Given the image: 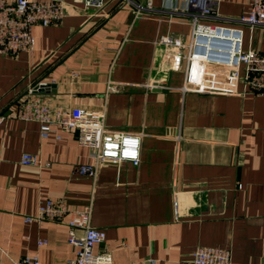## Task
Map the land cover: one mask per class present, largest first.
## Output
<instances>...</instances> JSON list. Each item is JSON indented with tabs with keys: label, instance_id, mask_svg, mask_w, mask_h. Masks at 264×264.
<instances>
[{
	"label": "crops",
	"instance_id": "crops-1",
	"mask_svg": "<svg viewBox=\"0 0 264 264\" xmlns=\"http://www.w3.org/2000/svg\"><path fill=\"white\" fill-rule=\"evenodd\" d=\"M198 2L227 16L251 8V0ZM33 34V52L0 57V264L76 256L67 216L26 221L48 199L90 207L92 226L106 232L95 250L114 264H185L199 246L229 248L232 264H264V96L224 66L189 61L188 18L137 17L121 0L88 8L69 0L60 24ZM244 46L264 52V29L245 27ZM41 83L52 86L30 92ZM29 97L57 110H102L109 129L141 134V163L105 161L96 176L80 173L94 163L92 149L75 129L54 126L60 139L43 138L39 122L17 115ZM24 152L49 165L21 164Z\"/></svg>",
	"mask_w": 264,
	"mask_h": 264
},
{
	"label": "built area",
	"instance_id": "built-area-1",
	"mask_svg": "<svg viewBox=\"0 0 264 264\" xmlns=\"http://www.w3.org/2000/svg\"><path fill=\"white\" fill-rule=\"evenodd\" d=\"M84 3L86 8L102 6L104 0H73ZM69 0H0V57L16 55L21 52H33L36 38L33 28L58 25L67 15ZM123 6H129L137 17L146 14L169 13L171 17H186L192 26V43L189 61H200L226 67L236 80L244 82L249 91L264 96V52L244 46V28L264 29V0H251L250 11L240 16L221 14L214 5H201L198 0H187L183 9L177 7L158 8L152 0H121ZM208 39L214 47L208 50ZM172 43L169 36L161 39ZM178 65L180 59H177ZM38 84L30 92L41 90ZM19 118L34 120L40 124L43 138L59 133L54 126L63 131L75 129L80 145L92 149L90 156L94 163L79 165L82 174L96 176L98 164L105 161H130L135 166L141 163L142 136L138 133L120 132L109 129L104 122V112L100 109L86 110L76 107L70 110H57L38 97H29L23 101L17 111ZM3 117L0 116V124ZM21 164L48 166L36 154L24 152ZM175 208L177 209V192ZM68 217L65 220V217ZM65 220L68 226V240L77 248L76 256L66 264H114L108 251H96L95 247L106 239V232L91 224V208L82 210L69 208L62 200L48 199L42 202L33 216L26 221ZM81 234H78V231ZM13 264H45L37 255H26ZM185 264H232L229 248L217 246H199L192 259Z\"/></svg>",
	"mask_w": 264,
	"mask_h": 264
},
{
	"label": "bare ground",
	"instance_id": "bare-ground-1",
	"mask_svg": "<svg viewBox=\"0 0 264 264\" xmlns=\"http://www.w3.org/2000/svg\"><path fill=\"white\" fill-rule=\"evenodd\" d=\"M208 47H209L208 48L209 49L208 50L209 52L211 51V48L214 47V44H213L212 40H210V39H208Z\"/></svg>",
	"mask_w": 264,
	"mask_h": 264
},
{
	"label": "water",
	"instance_id": "water-1",
	"mask_svg": "<svg viewBox=\"0 0 264 264\" xmlns=\"http://www.w3.org/2000/svg\"><path fill=\"white\" fill-rule=\"evenodd\" d=\"M43 86H44V87H42L41 90L45 89V87L50 88L52 85H49V86H47V85H43Z\"/></svg>",
	"mask_w": 264,
	"mask_h": 264
}]
</instances>
